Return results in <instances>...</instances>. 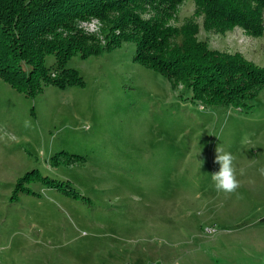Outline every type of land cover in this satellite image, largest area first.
Masks as SVG:
<instances>
[{"label": "rangeland", "instance_id": "1", "mask_svg": "<svg viewBox=\"0 0 264 264\" xmlns=\"http://www.w3.org/2000/svg\"><path fill=\"white\" fill-rule=\"evenodd\" d=\"M138 11L264 65V28H206L196 0ZM77 27L104 43L98 17ZM134 55H73L83 85L34 97L0 78V264H264V89L207 105ZM217 147L245 170L234 193L212 186Z\"/></svg>", "mask_w": 264, "mask_h": 264}, {"label": "trees", "instance_id": "2", "mask_svg": "<svg viewBox=\"0 0 264 264\" xmlns=\"http://www.w3.org/2000/svg\"><path fill=\"white\" fill-rule=\"evenodd\" d=\"M180 1L0 0V78L27 97H34L43 84L82 86L83 78L68 65L73 55L87 58L131 41L134 60L160 72L173 87L191 90L194 101L251 108L253 98L264 89V65L240 53L208 47L196 38L194 25L164 26L138 11L139 4L171 9ZM196 2L205 13L206 28L239 26L252 36L263 32L264 0ZM91 16L104 23V43L77 27L78 20ZM48 56L54 58L51 65L46 64Z\"/></svg>", "mask_w": 264, "mask_h": 264}, {"label": "clouds", "instance_id": "3", "mask_svg": "<svg viewBox=\"0 0 264 264\" xmlns=\"http://www.w3.org/2000/svg\"><path fill=\"white\" fill-rule=\"evenodd\" d=\"M243 143L251 144V140L245 137ZM203 161H200V166ZM214 163L219 165L217 171L210 175L212 186L217 193L231 194L234 193L240 186L238 176L244 175L243 168H237L236 157L230 151L216 148ZM264 175V168L259 170Z\"/></svg>", "mask_w": 264, "mask_h": 264}]
</instances>
